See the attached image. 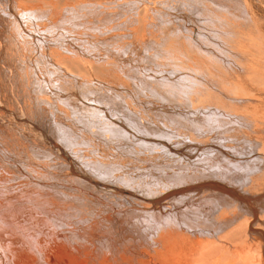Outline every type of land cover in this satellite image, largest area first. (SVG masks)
Returning a JSON list of instances; mask_svg holds the SVG:
<instances>
[{
	"label": "bare ground",
	"instance_id": "1",
	"mask_svg": "<svg viewBox=\"0 0 264 264\" xmlns=\"http://www.w3.org/2000/svg\"><path fill=\"white\" fill-rule=\"evenodd\" d=\"M0 94V264H264V0H0Z\"/></svg>",
	"mask_w": 264,
	"mask_h": 264
},
{
	"label": "rangeland",
	"instance_id": "2",
	"mask_svg": "<svg viewBox=\"0 0 264 264\" xmlns=\"http://www.w3.org/2000/svg\"><path fill=\"white\" fill-rule=\"evenodd\" d=\"M165 1H169V0H165ZM170 1H173L174 0H170ZM208 2V1H207ZM211 7L218 13H222V14H225L227 17H228V20L230 22L232 21H235V19L233 18V16H231L229 14V12L225 9H220V8H217L215 7L212 3H210ZM25 54H28L27 53V50L25 51ZM185 62H189V60H186L185 59ZM181 63V62H179ZM41 67L42 68H37V70L39 71H44V67L43 65L41 64ZM96 76H99V75H96ZM103 77V76H102ZM101 78V77H100ZM109 80L111 81V76H108ZM1 98H2V95L0 94ZM5 98L6 99H10L8 101H11L12 98H11V95L9 93H5ZM13 106L9 107L11 109V112L13 111H16L12 108ZM19 118H20V121L23 122V120H25L27 117L24 115V114H21L19 115ZM261 124V123H260ZM209 183H216V184H219V186H225L229 189H232V190H235L237 191V194L240 195L241 197L243 198H246L248 200V202L251 204V205H254V201H253V197L257 196H253L251 197L250 195H248L247 193H241V191L238 189V187H236L235 185H232L231 183H229L228 181H223L221 179H217V178H208V179H205L202 181V183H196L197 185H185L184 183H181L179 186L181 189H188V188H191V187H195V188H199L201 186H203L204 184H209ZM175 187V184H172L171 187L169 188V190H173L172 188ZM210 189H214L212 187H210ZM216 190V189H214ZM217 191V190H216ZM218 192H221V191H218ZM188 193V192H187ZM223 193V192H221ZM184 193H181L179 195H183ZM186 194V193H185ZM226 194V193H224ZM245 195V196H244ZM254 207L258 210V212L260 211V206L258 205H254ZM262 217L261 214H258V219H256V221H254V223L252 224V226H256V225H259V233L260 232H263L264 233V219L262 220V222L259 221V218ZM263 241V240H262ZM261 241V242H262ZM262 247V245H261ZM263 248V247H262ZM257 253V251H256ZM238 259V260H237ZM257 259V257H256ZM206 262H205V261ZM208 260V261H207ZM211 262H210V261ZM219 260H221L219 262ZM224 260V261H223ZM237 260V261H236ZM202 261L206 264H260L259 263V259L256 260L255 262H250V263H244V262H241L238 258V256H236L233 248L228 244H225L223 247H220V248H213L209 253L205 254L203 257H202ZM223 261V262H222ZM217 262V263H216Z\"/></svg>",
	"mask_w": 264,
	"mask_h": 264
}]
</instances>
